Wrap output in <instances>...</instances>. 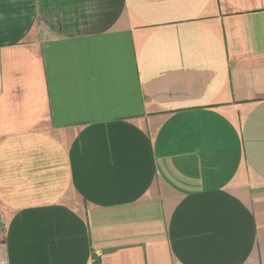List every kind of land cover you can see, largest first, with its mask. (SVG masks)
Masks as SVG:
<instances>
[{
    "label": "crops",
    "instance_id": "1",
    "mask_svg": "<svg viewBox=\"0 0 264 264\" xmlns=\"http://www.w3.org/2000/svg\"><path fill=\"white\" fill-rule=\"evenodd\" d=\"M8 264H264V0H0Z\"/></svg>",
    "mask_w": 264,
    "mask_h": 264
},
{
    "label": "built area",
    "instance_id": "2",
    "mask_svg": "<svg viewBox=\"0 0 264 264\" xmlns=\"http://www.w3.org/2000/svg\"><path fill=\"white\" fill-rule=\"evenodd\" d=\"M3 225V216L0 214V229ZM0 264H8L7 260L5 259L3 253L0 251Z\"/></svg>",
    "mask_w": 264,
    "mask_h": 264
}]
</instances>
